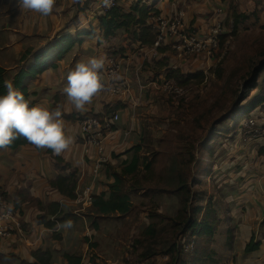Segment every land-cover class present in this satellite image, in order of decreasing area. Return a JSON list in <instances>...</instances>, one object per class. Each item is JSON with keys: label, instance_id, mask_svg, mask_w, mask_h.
Listing matches in <instances>:
<instances>
[{"label": "rangeland", "instance_id": "1", "mask_svg": "<svg viewBox=\"0 0 264 264\" xmlns=\"http://www.w3.org/2000/svg\"><path fill=\"white\" fill-rule=\"evenodd\" d=\"M147 1L148 5L160 10L163 7L164 11H168L170 3L175 2L179 5L177 11L186 14L185 23L189 28L195 27L208 33L210 29L221 23L223 34L219 50L210 59L186 53H182L181 57L177 49L172 48L176 39L171 36L167 38V47L171 49L167 57L170 62L176 63V68L182 73V79L191 75L194 77L204 75L203 79H194L191 87L181 88L172 81L171 93L165 95L164 91L160 90L152 96V99L146 96L145 91H142L141 100H151L152 111H148L146 107L149 105L148 102L143 104L141 101L131 108L126 109L125 106L122 109L115 108L102 118L94 116L101 120H110L117 115L119 120L114 122L112 130L113 132H116L118 128L123 130L121 145L124 144V148L128 145L131 148L141 146L139 156L142 166L139 172L124 177L122 185H119L120 196L128 197L126 202L133 210L126 215L115 213L114 217L112 216L103 223L102 217H97V210L90 203V198L102 193H106L109 199L117 186L112 178L113 175L121 174L126 167L125 164L123 167L122 164L112 166L113 163L110 162L112 154L108 155L106 151L108 161L100 165L97 172L93 170L91 159H87L88 164L91 165L88 174L81 175L76 169L77 199L70 201L63 198L64 201L58 202L63 211L61 217H67L71 227H62L58 218L54 216L49 218L51 222H57L54 229L40 225L34 222L39 214L38 208L32 204L31 208L26 205L22 206L21 212L24 216L22 226L26 238H10L0 241V264H23L25 261L28 262L26 259L31 262L32 257L29 258L24 252V244L35 248L36 238L42 236V233L38 231L41 228L44 229L45 237L60 242L56 245L61 246L63 251L67 249L65 250L67 253L81 258L82 264H170V259L164 256V253L173 245H185L182 239V226L179 227L170 220L178 216L181 197L162 195L156 190L165 186L177 185L180 174L185 177L186 186L190 190L189 218L198 219L200 222L203 212L200 214L198 210L204 211L211 204L222 220L214 239V262L212 264H244L248 259L245 252H242L241 246L239 249L232 246L241 229H247L241 225L253 221L255 231L252 236L255 234V243L264 240V228L262 225L258 226L262 218L261 212L255 210L257 204L261 206V202L263 203L264 173L254 176L249 171L250 168L259 167L264 162V104L251 112L247 111L250 105L264 97V0H187L186 10H182L184 0ZM90 2V0H78L75 3H69L66 0H57L53 11H60L58 16L63 17L61 21L63 28L55 33L57 36L53 38L46 34L31 38L18 36L19 41L24 42L23 54L18 57L9 48L0 49V55L4 53L13 55L0 58V66L3 69L13 67L9 74L14 75L16 69L19 73L32 64H22L21 57L28 50H31L32 54L24 62H32L35 53L66 36L64 34L58 37V34L65 29L72 26L78 28L85 23L88 26L86 19L89 11H95L93 2L90 6L87 5ZM120 5L129 8L131 0H120ZM259 6H261L260 10ZM218 9L222 10L220 18L216 14ZM188 10L193 14L192 21L187 20ZM3 11H7L9 17L2 13ZM15 11L21 10L16 7L14 0H0L1 29L8 26L12 31L17 30ZM108 12L110 11H105V13ZM100 13L104 12L95 11L90 14L91 19L96 20H94L95 23L91 21L89 24V32L99 37L102 34ZM236 14L246 17L240 20L237 29H235ZM170 15L172 13L160 16L167 18ZM197 21L203 25V28L208 27V29L197 27L195 25ZM83 32L86 31L81 33ZM5 33L11 34L12 32H0V39L7 38ZM120 33L118 41L115 40L118 48L124 41ZM95 36L91 38L92 41L95 40ZM73 37L78 38V32ZM86 38L88 37H83V41ZM129 40L131 41L130 38ZM81 46L76 48L74 53L69 54L65 61L69 58V61L78 59L82 50ZM182 46H184L183 43ZM3 47L0 44V48ZM130 47L132 48L131 45ZM89 50L92 49H88L85 53H89ZM136 52L139 54L138 51ZM99 56L104 57L106 61L105 53L104 56L103 54ZM151 67L152 65H148L145 71L147 72ZM15 76L11 78L13 82ZM120 88L123 89L121 85ZM81 117L82 115H78L77 122ZM251 120L255 122L254 127L249 124ZM135 126H137L136 129ZM20 150L10 151V153H8L9 150L1 151L0 164H11L14 160L13 156ZM131 152L134 153V151L128 153ZM244 169H246L245 172H243ZM7 170L6 175L9 178L14 179L19 176L14 165L8 167ZM56 171L55 177L57 178L60 172L57 169ZM249 175L251 177H248ZM4 181L3 176H0V197L9 204L20 188L12 184L15 188V192L12 193L10 188L6 190L7 185ZM259 187L262 188L263 197H261V192H258ZM143 188V191L137 192V189ZM253 189L255 190L252 191ZM30 190L32 192V189ZM42 194L40 192V195ZM46 194L47 192L42 195L43 202L50 203L49 195ZM234 195L239 196V199L242 197L240 201L243 202L238 204L229 197ZM254 195H256V201L249 200L253 199ZM24 196L27 200L31 199L28 192H25ZM10 204L20 213L13 203ZM247 205L251 207L253 205V207L250 208ZM155 212H159L167 219L156 216L152 218L150 215ZM96 222L101 225V228L94 233L92 230ZM148 223L156 225L157 238L155 244L146 243L144 246L152 248L160 256L146 261H135L133 238L141 234L147 228ZM187 235L190 236L189 233ZM189 242L193 243V240H188L187 243ZM192 243L185 248L189 256L185 255L186 253L179 255L180 261L187 264L192 263L191 253L195 248ZM57 262L58 259L54 263L58 264Z\"/></svg>", "mask_w": 264, "mask_h": 264}, {"label": "crops", "instance_id": "2", "mask_svg": "<svg viewBox=\"0 0 264 264\" xmlns=\"http://www.w3.org/2000/svg\"><path fill=\"white\" fill-rule=\"evenodd\" d=\"M186 5L187 4L184 0L183 7L186 8ZM178 6L179 5L177 3L172 2L170 3V6L167 9L168 11H164L163 7H161L163 16L169 15L177 11ZM93 8L95 9V11H97V6ZM95 11H89L88 18L86 19V21H88L89 24L91 21L92 23H95L94 20L96 19L95 18L91 19V15H90V14H93ZM188 11L189 12L187 14L188 16L187 20L192 21L193 14L192 12H190V10ZM59 12L60 11H53L51 15L44 17L37 13L27 11V10L15 11L16 23L18 24L17 30L12 31L11 29L8 28V26H5L4 29H1V26H0V32L10 31L13 33V34L5 33L7 34L6 35L7 38L2 37L0 39L2 40L0 41V44L4 46L3 48H0V49L9 48L11 49V51H13L14 54H16V56L19 57L21 54H23L22 52L24 51L23 49L24 42L19 41L18 36H21L23 38H31L33 36H44L45 34L52 38L57 36L55 35V33L61 30V28H63L61 25V21L63 20V17L58 16ZM2 13L6 14L7 17H9L7 14V11H3ZM193 22L192 24H194ZM89 24L88 26L86 23L81 24L78 28L75 26H72L68 29H65L62 33L60 32L61 34L59 33L58 37L59 35L61 36L64 34L75 35L76 32H78V34H81L82 31L89 32L90 31ZM195 25L197 27L200 26L202 29H205L203 28V25L199 21H197ZM206 29H208V27H206ZM201 31L203 32L204 30H201ZM94 34L95 33H93L92 37H88L89 39L86 38L85 41H83V44L81 46L82 50L80 54L78 55L79 56L78 59L76 60L73 59L69 61L70 59L69 58V59H66V61L64 60L60 62L56 70H48L39 78L40 80L38 79L36 82L32 84L31 103L33 104V106H42L49 110L55 109L56 107H61V111L63 110L64 114H66L67 116L76 115V117H78V115L86 116V115H91V114L98 116L100 114H103L106 111L110 112L112 110H115V108L122 109L123 106H125V108L127 109V108H131V106L138 105V103L142 101L141 99H142V95L144 91H145L146 96L147 97L150 96L151 99H152V96L156 94L157 92H160V90H163L165 95L171 93L170 91L171 88L169 85H167L168 83L171 84L172 82L171 80L167 79L168 71L166 69L160 70L156 68L153 62L148 61L150 60V58H148L149 55L151 54L150 49L141 50L140 45L132 43L129 40V36L126 35L124 32L120 33L124 38V41L120 48L117 47L118 46L117 45L118 35L113 39L112 43L106 44L104 42L105 40L102 34H100L101 37H99L98 35L95 36ZM94 36L96 38L95 40L92 41L91 38H93ZM112 44L114 45L113 47H112ZM130 45L132 46V48L130 47ZM166 45H168V43ZM90 48L92 50H89V53L86 54L85 51H87ZM107 49H109L108 51H111V50L123 51L124 53V56H123L124 58H120L123 62V72L122 74H120L118 84H119V87L121 85V87L123 88L122 91H124L125 93L120 98L118 96L114 97L110 95H97L93 99V101L89 105L86 106L85 111L80 112V111L75 110V108L69 103V101L67 100L66 96L63 93V89L67 84L66 77L68 73L72 71L78 63L84 62L90 57H102V56H99V54H103L104 56V53L106 55L108 52ZM11 51H9V53ZM136 51H138L139 54ZM95 54H97V56H95ZM167 54H165V56H167ZM3 56H13V55H6L4 53L3 55H0V58H3ZM27 63H32V62H22L23 65ZM148 65H152V67L146 72L145 70L147 69ZM142 69L144 72L141 71ZM171 69L172 71L178 70L176 68V63L173 61H171ZM4 70H5L4 75H5L6 81H11L12 83H14L13 79L11 78L17 75L18 73L17 69L14 71V75L9 74V72L13 70V67H10ZM126 90H129V92L127 93ZM142 102L143 104H146V102H148L149 105H146V107L148 108V111L153 110L152 109L153 106H151L152 104L151 100L144 99ZM125 118L127 119V117ZM63 121H64V128H65L66 135L72 138V144L68 150L64 151L59 156L62 157V159L65 161L66 164H70L71 166H73V168L77 169L81 173V175L83 173H85L84 175H86L88 174L91 165L88 164L87 158L85 157V154H84L83 144L81 142L80 124L77 121H74V122L66 121L64 120V116H63ZM136 128L137 126H135V129ZM122 135H123V130L118 128V130L114 132V134L106 141L107 154L108 155L112 154V158L110 161L111 163H113L112 166L122 164V167H123V165L126 162H129L134 156L133 152L128 153L134 148V146L131 148V146L128 145V147L124 148L123 146L124 144L121 145ZM47 150L48 149H42L39 151L37 150L35 146L31 148L24 147L18 152V154L17 153H15V155L13 154L14 163L12 162L11 164H6V165L1 163L0 164V176H3V178L5 179L4 182H6V185H7L6 190H9L10 188V192L12 193L15 192V188L12 187V184H16L17 187L19 186L20 189L21 188L22 189H32V193L36 197L41 198V199H43L42 195H44V193L47 192L46 195H49L50 203L64 201V199L57 192L52 191L49 185L50 181L56 178L55 175L57 171H56V165H55L56 163L54 161V158L50 154H47ZM117 150L119 151L117 152ZM8 153H10V151ZM126 154H130V155H126ZM90 155L91 157H95L97 155V152L94 148L91 149ZM117 156L118 158H116ZM12 165L15 166L16 172L19 174V176L14 177V179H11L8 177V175H6L7 173L6 171H8L7 168L11 167ZM245 170L246 169H244L243 172H245ZM249 171L252 172L251 175H254V176H256L257 174L259 175L263 174L264 173V162L259 167L250 168ZM251 175H249L248 177H251ZM255 180L257 181V179ZM3 184L4 183H2V185ZM254 190L255 189H253L252 191ZM40 192L43 194L40 195ZM258 192H261L262 194L261 187H259ZM255 196L256 195L252 196L253 199H249V200L256 201ZM229 197L232 198L233 201H237L238 204L243 202V201H240L242 197L240 199H239V196L235 197V195L229 196ZM261 197H263V194L261 195ZM261 204H262L261 206L257 204V206L255 207V210H259L261 212L260 216L262 218L258 226L262 225L264 228V197H263V203L261 202ZM241 207H246V206H241ZM248 207L252 208L253 205L252 207L251 206H248ZM112 216L114 217V215L102 217L97 214V217H102L103 223L107 222L109 218H111ZM252 223L254 222L252 221L248 224L241 225V226H245V228L247 229H244V230L241 229V232L237 235L236 240H234V243L232 245L233 248L235 247L236 249H239V246H241L242 252H245V246L248 244V242L251 239L252 234L255 231ZM100 226L101 225H99V223L96 222V224L93 227L94 229L92 231L94 233H97V231L101 228ZM38 231L42 233V236L36 238V242H35L36 247L33 248L29 244L25 243L24 244L25 254H27L28 257L31 258L32 257L31 254L33 251H36L38 249L50 250L52 252L58 253V254L54 253L55 262L58 259V262H57L58 264H67L62 257L63 253L65 252L67 253V251H65L67 249L63 251L61 246L56 245L57 243H60V242L52 240L51 238H48L47 236L45 237L43 228L39 229ZM256 237L259 238V236H256ZM47 240L51 241L52 243H48ZM258 242H260L261 244L260 249L250 254L245 253V255L248 256V259L245 261L244 264H264V240L262 239L261 241H258ZM56 256H57V259H56ZM26 260L30 262L29 259H26ZM31 262H33V259Z\"/></svg>", "mask_w": 264, "mask_h": 264}, {"label": "trees", "instance_id": "3", "mask_svg": "<svg viewBox=\"0 0 264 264\" xmlns=\"http://www.w3.org/2000/svg\"><path fill=\"white\" fill-rule=\"evenodd\" d=\"M87 3V2H86ZM91 2L87 5L90 6ZM187 4V1H186ZM257 4V3H256ZM187 6V5H186ZM81 7V5H80ZM93 7H96V5ZM83 8V7H82ZM261 9V6L258 7ZM182 10H186L185 7H182ZM257 11V7L255 9ZM97 11H102L98 10ZM162 11L157 7H152L148 5L147 0H131V5L129 8H125L120 5V0H118V4L116 7L110 10L108 13H100V27L102 29V35L104 38V42L106 44L112 43L113 39L119 35L120 32H124L129 36L132 43L139 44L141 50L150 49L151 54L148 58H150V62H153L156 68L162 70L166 69L168 71L167 79L175 82L178 87H191L193 84V80L196 78H204V75L200 76H189L186 79H182V73L178 70L172 71L171 62L169 58L165 56L171 49L167 47L166 41L161 42L160 46L154 48L155 43L159 39V31L156 27V24L152 21L154 17H158L162 15ZM236 23L235 29H237L238 24L241 19L246 18L245 15H235ZM93 33L83 32L78 34V38L73 37V35L63 36L52 44H50L46 49H43L33 55L32 64L24 70H21L14 77V87L23 93L26 100L29 101L30 107L33 106L31 103V88L32 84L36 82L45 72L48 70H56L60 62L65 60V58L71 54L76 48L80 47L83 44V37H91ZM109 49H107L108 51ZM32 54L31 50H28L21 58L22 62L26 61ZM106 62L110 58H124L123 51H108L106 54ZM5 71L0 67V95L6 93V89L4 87L5 79ZM202 82V81H200ZM264 104V97L260 99L257 103L250 105L248 112L253 111L258 106ZM61 109V107H56ZM55 108V109H56ZM106 111L100 115H86L82 116L80 120L91 118V117H99L102 118L103 115L108 114ZM62 114L64 116V120L74 122L77 121L76 115L67 116L64 114L62 110ZM27 147H34L31 143H29L25 138L20 137L13 142V144L6 149H0L1 151L9 150L12 152H17L18 150ZM141 146H137L133 148L131 151H134L133 158L126 162V167L122 171L121 174H114L113 179L114 183L117 185L113 192L110 194L109 199H107L106 193H102L101 195L93 197V205L92 207L97 210V214L100 216H111L115 213H120L122 215H126L130 213L133 209H131L129 203L126 201L128 197L124 198L120 196V188L119 185H122L123 179L126 176L134 175L139 172L142 162L139 156L141 151ZM37 148V147H36ZM37 150H41L38 149ZM47 154H50L55 161L56 169L60 172V175L57 176L56 179L50 181V187L52 191H56L62 198L68 199L70 201H74L77 199V170L73 168L70 164H66L61 156L54 154L51 150L47 151ZM152 168V165H150ZM72 170V172H69ZM69 172V173H68ZM179 182L175 186H165L159 190H156L162 195L168 196H180L181 197V208L179 209L178 216L175 219H171L172 222L177 226H182V239L185 245L179 246H171L165 253L164 256L170 259V264H187L184 261H180V256L184 253L189 256L188 252H186L185 248L189 246L192 242L187 243L188 240H193L194 250L191 253L192 263L191 264H212L214 262V250L213 244L216 233L218 232L222 220L219 218L217 211L210 204L204 211L198 210V213L203 212V218L199 222L198 219L189 218L188 214V206L190 202V190L186 186L185 177L180 174ZM143 189H137V192L143 191ZM25 192H28L30 196V200L25 199ZM6 196V195H5ZM7 197V196H6ZM35 204H34V203ZM13 203L16 208L22 211V206L26 205L28 208L37 207L39 210V214L37 215L34 222H38L40 225H44L50 229H54L56 227V223L51 222L49 218L55 217L58 218L59 224L62 227H65V224L69 222L67 217H61L63 215V211H61L62 207L58 202L53 203H44L43 199L36 197L30 189H19V191L14 195V199L10 202ZM37 203V205H36ZM196 211V210H195ZM24 213V211H23ZM152 218L154 216L160 217L162 219H167V217L162 216L159 212L152 213L150 215ZM188 223V225H187ZM187 225V227H185ZM190 234L188 237L187 234ZM255 235V234H254ZM252 236L251 241L247 244L245 248V253L250 254L256 252L260 249L261 244L255 243V236ZM157 231L156 225L148 224L147 228L143 230V232L136 237L133 238V247L135 248V253H133V257L135 261H146L151 258H154L158 253L152 248H145L144 244L149 243L152 244L156 242ZM192 243V244H193ZM180 255V256H179ZM33 262H24L23 264H55L54 262V253L50 250L38 249L32 252ZM63 259L67 264H82V259L79 257H75L70 253H63Z\"/></svg>", "mask_w": 264, "mask_h": 264}, {"label": "clouds", "instance_id": "4", "mask_svg": "<svg viewBox=\"0 0 264 264\" xmlns=\"http://www.w3.org/2000/svg\"><path fill=\"white\" fill-rule=\"evenodd\" d=\"M14 3L21 11L47 17L53 13L56 0H14ZM107 4L105 0V6ZM105 62L104 57H90L68 73L63 93L75 110L85 111L86 106L105 90L106 81L102 75ZM4 87L6 93L0 95V149L9 148L20 137L56 155L70 148L72 138L66 135L61 109L30 107L29 101L11 81H5ZM65 227L70 228L71 223H66Z\"/></svg>", "mask_w": 264, "mask_h": 264}, {"label": "built area", "instance_id": "5", "mask_svg": "<svg viewBox=\"0 0 264 264\" xmlns=\"http://www.w3.org/2000/svg\"><path fill=\"white\" fill-rule=\"evenodd\" d=\"M69 3H75L78 0H66ZM97 6L98 10L110 11L117 6L118 0H108L105 6V0H90ZM104 1V3H102ZM57 3V0H56ZM55 3V4H56ZM217 17L220 18L221 9L216 10ZM186 14L182 11H175L167 18L158 16L152 21L156 24L159 31V39L154 47H159L161 42L167 41L169 36L176 39L172 48L177 49L179 56L182 53L198 55L200 57L212 58L220 48L222 37V26L218 23L210 31L202 32L201 30L192 27L189 28L185 23ZM192 29V31H191ZM182 43L184 46H182ZM178 46V47H177ZM123 72V62L119 58H110L105 64L103 70V78L106 81V88L99 95H110L114 97L122 96L125 92L119 87V77ZM171 85V84H167ZM127 93L129 90H126ZM179 92V91H178ZM181 94V93H179ZM119 117L115 115L110 120H101L95 117L83 119L79 121L81 127V142L83 144L84 154L87 159H91L92 167L95 172L100 169V165L108 161L106 153V141L114 134L112 127L114 122H117ZM249 124L254 127L255 122L251 120ZM94 148L97 152L95 157H91L90 151ZM101 158V159H100ZM90 203H93V197L90 198ZM10 206V207H9ZM22 212H17L12 204L6 203L4 198L0 197V241L10 238L25 239L26 234L23 230ZM1 244V243H0ZM188 248V247H187Z\"/></svg>", "mask_w": 264, "mask_h": 264}]
</instances>
